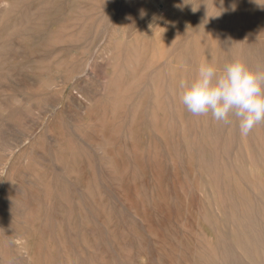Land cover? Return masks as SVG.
Here are the masks:
<instances>
[{"label":"rangeland","instance_id":"obj_1","mask_svg":"<svg viewBox=\"0 0 264 264\" xmlns=\"http://www.w3.org/2000/svg\"><path fill=\"white\" fill-rule=\"evenodd\" d=\"M190 1H123L140 60L119 75L107 61L115 0H0V264H26L22 240L32 264H196L230 241L212 199L253 201L244 155L212 151L222 190L211 192L198 133L182 134L169 109L164 61L148 63L150 35L181 30L161 6ZM204 1L205 17L216 10L222 57L249 53L240 35L264 37V0ZM180 89L172 85L173 98ZM254 179L264 185V171Z\"/></svg>","mask_w":264,"mask_h":264},{"label":"bare ground","instance_id":"obj_2","mask_svg":"<svg viewBox=\"0 0 264 264\" xmlns=\"http://www.w3.org/2000/svg\"><path fill=\"white\" fill-rule=\"evenodd\" d=\"M115 1L119 16L117 30L109 38L107 61L117 67L119 75H122L127 72L129 74V71L138 65L140 59L136 55L138 51L133 49L134 44L125 25V13L119 10L124 0ZM204 3V0L190 1L182 7V10L170 9L166 5L161 6L159 14L168 17L171 22L178 21L181 30L174 35L172 31H161L154 36L150 35L153 52L148 58V63L164 61L162 70L165 71L164 85L169 109L172 108L174 111L175 106L179 118L177 115L176 117L178 121L181 120L182 134L191 136V128H194V133H198L197 144L193 147H196L195 153L202 160L203 163L200 162V164L201 167H205L207 177L211 179L213 174L212 164L208 159L209 156L214 155L212 151L217 148L222 154L220 157H224L229 155L231 146H236L237 150L244 155L245 162L242 160V163L245 164L249 177L252 179L247 183V189L253 197V201L248 200L249 202L242 197V200L234 203L232 198L225 199L224 195L219 193L222 189L215 183L216 181L211 179V183H206V187L211 192L220 194L219 198L212 199V206L217 216L222 215L229 222L232 232L230 241L221 240L217 246L202 251L196 264H264V185L255 182L254 179L258 171H264V122L256 125L246 136L241 134L235 136L232 130L223 136L219 132V127L216 128V126L224 123L215 121L210 113L197 116L187 111L181 102L182 89L175 97L179 104L177 101L174 104L175 98L171 95L174 93V91L171 92L172 85L178 84L180 87L182 80L190 83L202 63H212L219 70L223 69L226 63L239 59L253 71H264V37L248 42L243 39L245 36L240 35V45L244 47V50L239 51L249 53L222 57L219 52L216 10L212 8L211 15L205 17ZM209 30L211 34L207 36ZM134 41L136 42V38ZM128 49H132V52ZM183 124L189 126L185 128ZM233 124L238 125L235 118L230 125L233 126ZM20 213L23 219L28 218L25 208L22 207ZM20 249L26 254V264H32L33 258L27 257L28 246L24 240L20 242Z\"/></svg>","mask_w":264,"mask_h":264},{"label":"clouds","instance_id":"obj_3","mask_svg":"<svg viewBox=\"0 0 264 264\" xmlns=\"http://www.w3.org/2000/svg\"><path fill=\"white\" fill-rule=\"evenodd\" d=\"M181 102L193 115H208L217 122H238L241 135L264 122V71H253L242 60H233L223 70L202 63L195 78L181 81Z\"/></svg>","mask_w":264,"mask_h":264}]
</instances>
